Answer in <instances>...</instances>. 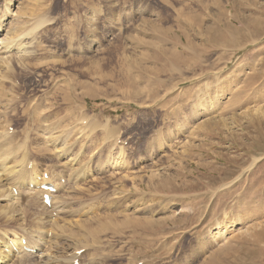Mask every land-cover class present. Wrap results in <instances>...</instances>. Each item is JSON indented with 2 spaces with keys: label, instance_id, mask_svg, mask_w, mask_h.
<instances>
[{
  "label": "rangeland",
  "instance_id": "1",
  "mask_svg": "<svg viewBox=\"0 0 264 264\" xmlns=\"http://www.w3.org/2000/svg\"><path fill=\"white\" fill-rule=\"evenodd\" d=\"M9 6L0 37L23 49L6 53L11 72L0 61V164L63 177L52 195L68 200L65 223H111L83 264H264V0ZM138 217L156 222L122 225Z\"/></svg>",
  "mask_w": 264,
  "mask_h": 264
},
{
  "label": "bare ground",
  "instance_id": "2",
  "mask_svg": "<svg viewBox=\"0 0 264 264\" xmlns=\"http://www.w3.org/2000/svg\"><path fill=\"white\" fill-rule=\"evenodd\" d=\"M11 1L12 0L6 1L5 5H4V13L2 15H0V31L3 29V27L5 25V23H4L5 17L11 12L10 6H9V4L11 3ZM25 8H26V6H25ZM142 10H143V8H142ZM23 15H25V14L23 13ZM32 19H34V17ZM35 19H37V18H35ZM33 23H34V21H33ZM34 28H35V26H34ZM29 29H31V28H29ZM6 33H8V32L6 31ZM0 35L2 36L1 33H0ZM4 35H3V37H0V52L1 53L2 52L3 53L5 52V56H4L3 53H2L3 56H1V54H0V61H1L2 65H3V67H4V65L7 66V69L6 68H2V67H1V69L2 70L3 69L8 70V66H9V64H11L10 63V57L11 56L9 57V55H7L6 53L8 51H10V49L14 50L15 48L19 52V49L22 48V46H21L22 43L20 41L19 42L18 41H12V39L10 40L8 38V35L9 34H6L5 37H4ZM22 49H21V52H22ZM25 52H27V49H26ZM18 54H20V53H18ZM21 55H22V53H21ZM24 56L25 55L21 56V58L18 57V56L17 57L20 58V59H23ZM24 58H26V56ZM15 59H16V57H15ZM178 60H181V58L178 57ZM24 61H27V60H24ZM20 62H21V64L24 63L23 60H21ZM9 67L11 68V66H9ZM6 70L2 74H5L6 73ZM7 72H11V70H8ZM6 77L7 76L2 75L0 78L2 79V78H6ZM2 80H0V84L2 83ZM6 91H9V90L4 89L3 87L0 88V94L3 93L5 95ZM13 95L14 94H12L11 97ZM211 120H214V118L213 119L211 118ZM211 120H209V121H211ZM85 121H86V118H85ZM206 122H207V120H206ZM80 129H82V128H80ZM70 132H72V131H70ZM1 137L2 136H0V139H1ZM50 137H53V136H49L48 138L50 139ZM55 137H57V136H55ZM56 139L57 138H55L54 140H56ZM60 145H61V143H60ZM186 147H188V146H186ZM60 148L61 147H58L57 150L58 151L60 150L61 151V154L64 156L65 153ZM189 148H190V146H189ZM20 149H21V147H20ZM54 149L56 150V147ZM52 150H53V147H52ZM67 151H69V150H67ZM119 151H123V150L119 147ZM24 152H26V151H24ZM24 152H23V154H25ZM0 155H1V153H0ZM75 158H76V156H75ZM118 158H116L114 161L112 160V162H114V164L120 165L121 162H123V160H122V157H120L119 160H118ZM22 161L23 160L21 158L18 161L17 165H13V166H12V163L9 164V165H7L6 162H1V164H0V201H2V200L5 201L4 204H2V203H1L2 205L0 204V264H24V262H22L20 259L23 258V257H26V256H32V255H30V254H32V252H35L36 253L33 257H36L37 258L38 264H75L74 262L76 261V259L81 260V258L83 256V255L82 256L81 255L79 256V254L77 255V252L80 251L83 247H89L90 244L87 241H89L91 239L93 240L96 237V235H97L98 232L100 233L103 229L105 231V228L108 227V225H110L111 223H109L106 220H105V223H104L103 220H102L103 219L102 214H97V212H95L96 213V216L86 217L88 219H81L80 220L79 217H78L79 220H77V219H71V221H70V219H69V221L65 223L66 218H64V216H65V213H66V210L65 209L69 205L68 202H67L68 200L66 199L67 200L66 201L63 198L60 199V200L58 198H53V195H52L53 192L43 191L40 188L43 184L44 185H47L46 183H49V182H51L54 185L55 189H56V186H58V188H60L62 186L61 179L63 177L57 176L56 177L57 180L56 179L49 178L48 179L49 182H45V181L41 180V178L43 176V173L39 172L40 170L37 171L36 170L37 167H35L34 164H32V165L28 164V160H27L25 162V165H24V163ZM66 161H68V163H71L72 162V159L69 158V160L67 159ZM16 162H15V164H16ZM27 165L30 168L27 167ZM69 167H71V166H69ZM98 168H99V166H98ZM75 169H77V168H75ZM54 172H55V170H54ZM57 173H59V172H57ZM85 173H88V171H86ZM58 175H60V174H58ZM61 176H62V174H61ZM84 176H86V175H84ZM71 178H75V177H72L71 176ZM85 178H87V177H85ZM99 178H97V179H99ZM150 178H152V176ZM78 179H80V178H78ZM78 179H77V181H79ZM159 179H160V177L158 178V180ZM161 179L163 181V178L162 177H161ZM64 180L66 181V179H64ZM73 181H74V179H73ZM164 182L166 183L165 180H164ZM44 193H47L52 198V201L50 202V206H52V207L50 209H48V207H46V205L43 203L42 195ZM23 194L24 195L27 194V195H25V196H27L26 199H29V202H27L25 205H22V201L24 200L23 197H22ZM37 195H41L39 198L40 199L42 198L41 200H42V203L43 204L41 203V200L39 198H37L38 197ZM100 200H102V199H100ZM94 203H92V204H94ZM96 204H97V202H96ZM36 205H38V206H36ZM39 205L45 211H47L48 213L41 214L39 212L40 209L38 210V208H40ZM22 206H24V208ZM94 207H95V205H94ZM21 208H22V212H20ZM53 211H55V216H53L54 214H52ZM95 211H97V210H95ZM79 212H82V211H79ZM27 216H28V219H31V221H32L31 223L32 224L30 225V229L24 230V228H22V226H24V224L26 222H28L27 221ZM126 221H128V222L130 221V224L136 225V226H144V223H145L146 226H152L153 225V222H154V221H151V220L146 219V218L142 219V218L138 217V218H134V219H131V220L130 219H126V220H124V222H122L123 223L122 225H125L126 224ZM262 222H264V220ZM93 223L96 224V226L94 225L95 227L92 226ZM10 224L11 225H13V224H19V226L21 225V229H19L20 230L19 233L17 231H13L14 233L12 234V236H9L8 235L9 231H8L7 227L11 226ZM262 229H264V228H262ZM50 232H51V236H49ZM257 235L259 236V238L260 237H263L264 238V233L261 234V233L258 232ZM69 238H72L73 239L72 240L73 242H71L74 245V247L72 248L73 249L72 251H70L69 245H68V242H70V240L68 241L67 239H69ZM66 240H67V242L64 243ZM83 242H87V243H83ZM95 243H97V242H95ZM97 245H98V243H97ZM100 245L102 246V244H100ZM46 246H47V249H45ZM90 248H94V246L93 247H90ZM101 248L103 249L104 247H101ZM95 249H96V247L94 248V251H95ZM94 251L89 252L88 255L89 256L90 255H95L96 254L95 253L96 251L95 252ZM218 252L219 251H216L215 254H217ZM87 260H88V258H87ZM88 263L90 264V261L89 260H88ZM79 264H83V262H79Z\"/></svg>",
  "mask_w": 264,
  "mask_h": 264
}]
</instances>
